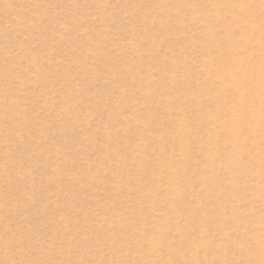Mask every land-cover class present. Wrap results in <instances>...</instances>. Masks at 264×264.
<instances>
[{"label": "rangeland", "instance_id": "rangeland-1", "mask_svg": "<svg viewBox=\"0 0 264 264\" xmlns=\"http://www.w3.org/2000/svg\"><path fill=\"white\" fill-rule=\"evenodd\" d=\"M0 264H264V0H0Z\"/></svg>", "mask_w": 264, "mask_h": 264}]
</instances>
